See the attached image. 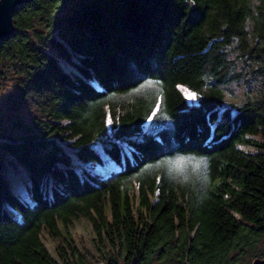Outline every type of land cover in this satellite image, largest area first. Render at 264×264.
<instances>
[{
    "label": "trees",
    "instance_id": "1",
    "mask_svg": "<svg viewBox=\"0 0 264 264\" xmlns=\"http://www.w3.org/2000/svg\"><path fill=\"white\" fill-rule=\"evenodd\" d=\"M69 2L18 5L16 32L0 41V69L13 63L18 76L0 116V264H59L40 231L58 237V222L79 217L117 252L106 264H227L264 234V143L249 138L264 137V95L219 111L230 51L264 79V0ZM28 99L30 121L18 115ZM94 142L120 166L104 178L73 161L101 163ZM3 153L25 169L32 204L12 192ZM65 264L87 261L73 252Z\"/></svg>",
    "mask_w": 264,
    "mask_h": 264
},
{
    "label": "rangeland",
    "instance_id": "2",
    "mask_svg": "<svg viewBox=\"0 0 264 264\" xmlns=\"http://www.w3.org/2000/svg\"><path fill=\"white\" fill-rule=\"evenodd\" d=\"M77 1L78 0H70L68 6L69 4L71 5L77 3ZM251 22L252 21L246 22L247 30H250ZM232 48L233 46H231V49ZM50 53L57 58L63 69L70 73H73V71L76 72L74 68L68 65L69 63L67 61L59 58L54 51L50 50ZM229 57L233 63L230 70L232 79L227 84L222 86L224 90L223 92L225 96V102L222 106L219 107V111H221L223 108H229L232 111L233 115L236 112V106L241 105L244 102H252L264 95V79L261 75L257 74L260 64H251L249 62H246L245 60L237 56V52L232 53L230 51ZM71 59L75 62H78L76 56L73 53ZM11 65L0 69L1 117L8 116V114L11 113V110L14 109L13 101H10L9 97H11V95H15L17 92L18 85L16 82L18 81V76L15 72L16 68L13 66V63H11ZM177 88L182 93L179 85L177 86ZM191 92L195 94V96L191 99H189L183 93L182 95L189 105H196L198 102V96L195 92ZM19 108L20 109L18 111V115L24 120L30 121L33 116L39 115L33 101L30 99L23 100ZM111 123L112 121L107 115L106 125L108 130L111 127ZM6 126H8V122ZM14 133L16 132L14 131ZM249 138L253 139L256 142L264 143V137L260 133L254 136H250ZM71 141L72 140L58 142L66 151L71 153L75 149L68 145ZM119 146L121 148L122 154H126L129 156V158H131L130 151L132 150V148L122 141H119ZM90 147L100 154L102 162L97 164L82 163L80 161H77L75 157L72 156L73 161L76 164V170L78 174L82 175L83 170H87L104 178L117 171L120 166L112 161L103 152L102 147L99 143H91ZM240 148L248 153H255L258 151V149L253 146H241ZM2 162L5 179L9 183L12 192L18 195L22 200L27 199L29 196H25L22 192L23 189H25L27 192L28 185V179L25 169L19 163L13 161L12 157L7 153H3ZM8 171H10L13 175L14 182L8 178ZM135 195L137 196L136 192ZM25 201H28V203L32 204L30 198ZM136 205L137 201H135V206ZM7 208L9 209L8 206ZM104 213L107 220L110 221L111 212L108 206L104 209ZM14 214L17 218L19 217L16 212H14ZM57 227L60 232V236H53L49 232V230L42 228L39 237L49 255L59 264H65L67 262V259L69 261L72 257L73 252L81 254L87 261V264H106L104 262L105 256L108 257V254L115 255L117 253L115 250L113 251L111 245L106 242L104 244V247L99 248L93 226L91 222L86 218L79 217L77 219H73L72 222L66 226L61 222H58ZM243 249L244 251L241 254L239 250L231 251L228 256L227 264H230V260L233 257L236 258L238 264H252V262L256 258L263 257L264 234L262 236L256 237L253 240L251 247L244 246Z\"/></svg>",
    "mask_w": 264,
    "mask_h": 264
},
{
    "label": "water",
    "instance_id": "3",
    "mask_svg": "<svg viewBox=\"0 0 264 264\" xmlns=\"http://www.w3.org/2000/svg\"><path fill=\"white\" fill-rule=\"evenodd\" d=\"M29 1L30 0H0V41L9 38L16 32L13 20L14 11L18 5ZM252 264H264V258H256Z\"/></svg>",
    "mask_w": 264,
    "mask_h": 264
},
{
    "label": "bare ground",
    "instance_id": "4",
    "mask_svg": "<svg viewBox=\"0 0 264 264\" xmlns=\"http://www.w3.org/2000/svg\"><path fill=\"white\" fill-rule=\"evenodd\" d=\"M179 88H180V90H182V93H183L185 96H187L189 99H191V98H190V94H191L192 92H191L190 89H188L187 87L182 86V85H180ZM188 98H187V99H188ZM8 178H9L11 181L14 182L13 175L11 174L10 171H8ZM12 184H13V183H12ZM19 190H21V189H19ZM22 192H23V194H24L25 196H28V195H27V192H26L25 189H23ZM27 199H28V198H27Z\"/></svg>",
    "mask_w": 264,
    "mask_h": 264
},
{
    "label": "snow or ice",
    "instance_id": "5",
    "mask_svg": "<svg viewBox=\"0 0 264 264\" xmlns=\"http://www.w3.org/2000/svg\"><path fill=\"white\" fill-rule=\"evenodd\" d=\"M153 85L151 84V82H149L147 85H145V86H142V87H152ZM195 96V94L194 93H191L190 94V98H193Z\"/></svg>",
    "mask_w": 264,
    "mask_h": 264
},
{
    "label": "flooded vegetation",
    "instance_id": "6",
    "mask_svg": "<svg viewBox=\"0 0 264 264\" xmlns=\"http://www.w3.org/2000/svg\"><path fill=\"white\" fill-rule=\"evenodd\" d=\"M259 258H264V256H263V257H259ZM230 264H238V262H237V260H236L235 257H233V258L230 260Z\"/></svg>",
    "mask_w": 264,
    "mask_h": 264
}]
</instances>
